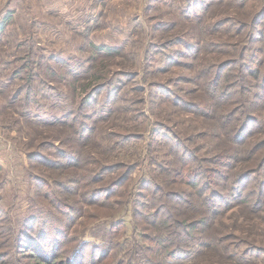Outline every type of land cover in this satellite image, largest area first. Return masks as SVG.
<instances>
[{"label": "rangeland", "instance_id": "1", "mask_svg": "<svg viewBox=\"0 0 264 264\" xmlns=\"http://www.w3.org/2000/svg\"><path fill=\"white\" fill-rule=\"evenodd\" d=\"M258 14L259 20L264 17V0H0V24H4L0 29V264H40L44 259L54 264H99V253L92 260L90 248L71 260L77 240L70 238L78 237L86 226L87 217L84 220L80 208L91 215L92 211L104 213L99 219L125 217L128 235L139 237L125 194L106 196L116 199L112 206L117 211L109 215L111 205L88 203L93 193L84 194L82 186L63 177L68 173L79 181L84 174L87 183L88 167L123 162L106 176H128L123 188L140 193L130 200L133 210L140 211L138 204L146 189L138 184L143 185V172L150 166L154 169L153 161L172 157L169 147L154 134L159 128L170 125L187 136L190 160L195 155L210 157L216 150L211 152L209 145H216L217 139L209 135L223 127L217 121L219 115L207 120L193 112L194 105L211 101L204 85L208 73L198 75L213 62L239 58L248 45H260L261 36L253 38L264 24V18L260 25L254 20ZM240 27L244 28L239 33ZM101 45L118 47L120 52L111 58L98 55L96 48ZM246 60L252 63L251 58ZM100 61L113 82L83 104L94 86L90 84L99 81H92L91 73ZM252 90H256L250 105L254 118L242 137L255 136L251 141L259 142L264 139V94ZM244 94L242 100L247 101V91ZM169 95L181 98V107L166 98ZM199 121L207 125L199 126ZM128 135L142 136L122 141ZM188 137L193 140L187 142ZM133 162L138 165L130 171ZM157 175L166 183L164 174ZM190 176L193 179L196 173ZM198 177L199 183L207 180ZM259 177L264 175L249 180L254 183ZM167 181V189L190 190L187 199L200 203L201 194L196 191L201 188L176 184L172 178ZM100 183H93L91 189ZM206 183L214 189L202 194L207 207L198 210L187 204L188 219L200 222L214 211L222 212L209 226L199 225L194 232L198 240L184 249L191 251L201 241L218 246L202 245L207 249L203 254L174 264H234L226 249H218L222 245H237L251 253L252 264H264V204L258 212L231 206L213 196L227 192L223 178L212 174ZM134 187L140 188L134 191ZM252 189L249 185L246 190L249 203H264V194L258 198ZM73 218L79 223L69 224ZM146 245L161 251L149 240ZM103 255L107 264H122L109 252ZM157 262L166 264L162 253Z\"/></svg>", "mask_w": 264, "mask_h": 264}, {"label": "trees", "instance_id": "2", "mask_svg": "<svg viewBox=\"0 0 264 264\" xmlns=\"http://www.w3.org/2000/svg\"><path fill=\"white\" fill-rule=\"evenodd\" d=\"M259 16V14L257 16L255 15L254 20H259ZM201 17L202 16L199 18ZM261 18L258 21L259 25L262 20ZM219 24L223 23L218 22L217 25ZM3 28L4 24H0V29ZM241 28L244 27L237 28L236 30L239 33L243 32ZM258 28L259 27L256 29L257 31L259 30ZM259 32L260 33L256 32L253 38L261 36V39L257 40L260 42V45H255L254 47L248 45L244 47L243 52L241 51L239 53V58L237 57L236 59L222 62H213L209 67L201 69V73L198 75L201 77L204 71L208 73L206 74L207 78L204 81V85L207 87L206 93L209 91L211 94V101H209L208 104L194 105L196 109H193V112H196V115L207 120L214 115H219L217 121L223 127L220 132H215V135L213 131L212 134L209 135L211 138L217 139L216 145H209V150L211 152L216 150L211 153L210 157L195 155L196 157L190 160L189 154L187 153L188 144L184 140L187 136L180 132V129L176 131L170 125H163L162 128L154 132L159 143H162L165 147H169L168 155L172 157L170 159L164 157V161H153L152 166L154 169L150 166L148 170L145 169L143 172L144 174L141 179L143 185H140L141 183L138 184L140 187L142 186L141 188L145 187L146 189L143 191V198L141 202H139L140 204H138L140 211H138L137 208L133 210V196H137L139 192H132L130 189L123 188L128 176H122L123 174L117 177L106 176V174L117 170V168L119 170L121 166H124L123 162L102 163L100 167L95 165L88 167V176L85 178V180L89 181L87 183L83 181L84 174H82V177L79 176V181L74 180L73 175L70 176L68 173L63 177L65 181L76 182L82 186L84 188V194L93 193L91 197L93 200L88 203L97 207H110L108 204L111 206L113 204L115 205L116 199L112 201L110 197H106L108 194H112V192L118 193L121 197L125 194L126 198L124 202L127 205L126 209L127 211L130 209L134 217V231H139V235H137L139 237L134 235L129 236L126 230L127 222L125 217L119 219L115 216L116 219L101 218V220L99 217L103 216L104 213L100 215L92 211L93 215H91L89 212L87 214L86 211L80 208L81 213L83 212L84 220L87 217V223L85 220L84 223L86 226L78 237L73 240L70 238L71 241L77 240L70 254L72 261L80 250L85 251L88 248L93 251L94 255L91 257L92 260L95 258L96 254L99 253V264L100 262H102L101 264H107V259H104L103 255L106 252H109L114 258H118V262H122V264H159L157 262V257L161 253L163 254V261H165L166 264H174L182 263L190 258V260H192L196 258V256L203 254L207 249L200 248L202 245L205 247L212 245L214 249H216L218 245H215L214 242H208L207 244L203 243V241H201L200 244H194L196 247H192L191 251H185L188 249H184L185 246H189L192 243V240L197 239L194 232L198 230L199 225L209 226V223L216 220L215 217L222 212L220 209L214 211L215 213L210 214V218H203L200 222L188 219L187 204L189 206H196L198 210H204L202 209L203 206L207 207L205 203L206 197L202 196V194H205L208 188H210V194L214 191V189L206 183L212 178V174L223 178L227 189L225 194L214 193V197H218L223 203L229 202L230 205L233 203L234 205L232 204L231 206L241 205L254 212H258V209H260L259 207L264 203L251 205L248 198L250 193L246 190L247 187L251 185L253 186V193L257 194L258 198L264 194V189H261L264 187V178L259 177L254 183H251L249 180L254 175H264V139H262L263 141L260 140L257 142L256 140L253 142L251 140L255 138V136H251L249 140H246L242 135L246 132V127L250 120L254 118L252 112H250V105L254 103L253 94L255 95L256 90H252V88L260 89L262 94H264V24ZM257 41L256 39H252L251 42ZM96 49L98 55L104 54L108 56V58L114 57L120 52L118 47L108 45H101ZM102 51L104 53H101ZM249 58L252 59L254 67H251L252 63L246 60ZM229 68L232 69L229 70ZM91 77L92 81H99L95 84H90V86H94L91 91L88 89L89 91H87V95L85 99H83V104H85V102L89 103L91 98L94 99L95 96L98 94L100 95L101 92L107 88L108 84L113 82V79H110L107 72L104 71L103 61H100L98 66L95 67V71L91 73ZM249 77L252 79L250 80ZM85 88L87 89V87ZM246 91L249 99L243 101L242 99L245 97L244 92ZM166 98L173 100L177 106L181 107V98H178V96L172 97V95H169ZM221 110H223V112H221ZM198 123L199 126L207 125L206 121H199ZM190 128L193 129V127ZM140 136L142 135H128L124 137L122 141L127 142L128 140ZM186 140L189 142L193 139L188 137ZM189 151L192 153L190 148ZM205 161L208 163L222 164V167H213L212 164H210L209 167H205ZM54 165L51 164L50 166L53 167ZM137 165V162L131 163L129 170L133 171ZM143 166L146 167L145 164H143ZM57 168L59 169V167ZM199 169L203 170L199 171ZM158 172L164 174V177L168 180L172 178L175 180L174 182H176V184H188L191 188H201L196 191V193L201 194L197 197L200 203L196 204L187 199L186 195L191 193L190 190L183 188L167 189V184L170 186L169 181H167V179H165L166 183L161 181L159 178L161 175H157ZM194 172L196 176L192 179L190 173ZM61 174L63 175L65 173L62 171ZM201 175L206 176V182L199 183L198 176ZM187 177H189V179H187ZM70 178L71 180H69ZM161 179H163V177ZM53 180L55 184H57L58 180L54 178ZM245 180L249 181L244 183ZM229 181L230 185L228 184ZM98 182H102L100 183L101 186L91 189V185ZM44 184L49 185L48 183ZM255 186L257 187L254 189ZM140 187H134V191ZM59 188L63 189L61 186ZM152 188L154 192L150 191ZM66 192H68V190H66ZM63 202L65 203L66 200ZM212 202L214 204V201ZM66 204L69 203L66 202ZM113 208L115 207L112 206L109 215L117 211H114ZM134 212H137L136 217H138V219H135ZM209 213H211V211H209ZM51 221H55V219ZM79 221L78 218H73L69 224H74L75 222L79 223ZM144 223H147L148 226L146 227ZM83 225L82 223V227ZM148 230H150V232ZM147 240L155 243L157 246H161V251L156 250L152 245H146ZM218 241H220V239H218ZM221 248L228 251L229 258H232L234 264H238L239 259L245 260L246 263L244 264L253 263L254 258L251 257V253L240 251L237 245L229 248L226 247V245L218 247V249ZM7 256L10 258L12 257V255L9 254H6L4 257ZM54 263L55 262H51L49 259H44L40 264ZM69 264H71V262Z\"/></svg>", "mask_w": 264, "mask_h": 264}]
</instances>
